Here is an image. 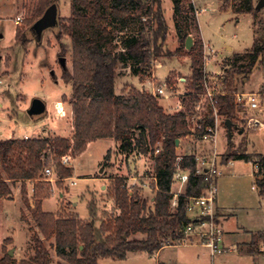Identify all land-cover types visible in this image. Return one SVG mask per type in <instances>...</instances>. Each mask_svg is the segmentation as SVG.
Masks as SVG:
<instances>
[{"label":"trees","instance_id":"obj_1","mask_svg":"<svg viewBox=\"0 0 264 264\" xmlns=\"http://www.w3.org/2000/svg\"><path fill=\"white\" fill-rule=\"evenodd\" d=\"M188 1L173 0L177 15L194 12V6L184 8ZM51 3L56 4L42 1L33 10L29 24L38 21L46 5ZM235 4H240V9L234 10ZM224 6L238 14L257 16L254 0H224ZM132 20L138 26L136 31L120 43L116 42V31L111 24L122 27V31ZM57 27L60 36H67L71 41L73 67L72 71L64 68L63 77L72 85L74 135L72 139L0 140V198L11 194L10 182L42 179L50 160L49 153L57 166L58 176L71 178L73 168L63 166L62 158L67 155L76 158L88 149L90 143L100 139H113L120 154L135 151L138 155L151 154L154 157L156 197L154 208L150 209L147 201L136 191L127 189L126 178L118 177L111 194L120 213L110 215L104 212L100 220L92 203L89 208L91 218L85 222L77 214L44 212L42 201L49 198L51 192L40 180L35 187L36 205L33 209L28 207L43 238L33 236L34 255L20 264H53L44 243L53 239L57 256L67 264H98L103 258L124 260L130 253L153 255L163 247L171 246L169 240L181 242L182 230L191 221L188 202L203 193L205 182L195 174V156L185 155L180 165L190 171V179L185 192L178 198L177 209L171 210L176 141L186 137L199 140L208 134L215 128V109L224 122L237 118L236 76L249 78L258 62L264 59V43L255 41L245 55H234L230 69L222 79L225 93L210 99L205 97L208 77L203 41L197 39L186 51L187 36L182 34L183 28L178 27V37L183 46L174 54L167 53L165 43L169 28L161 0H71V16L60 24L58 21ZM196 28L199 31L198 25ZM23 35L24 31L17 29L18 43H26ZM169 55L191 60V77L188 92L182 97V110L166 112L158 96L136 88L127 95L116 94L120 67H129L134 76L143 79L150 75L153 62ZM198 107L202 110L198 111ZM108 157L109 153L105 159ZM224 160H244L256 165V184L264 195L263 154L229 151ZM22 192L27 201L25 189ZM140 234L143 238H132ZM253 236L264 240V231ZM0 264H13V260L6 256Z\"/></svg>","mask_w":264,"mask_h":264},{"label":"rangeland","instance_id":"obj_2","mask_svg":"<svg viewBox=\"0 0 264 264\" xmlns=\"http://www.w3.org/2000/svg\"><path fill=\"white\" fill-rule=\"evenodd\" d=\"M42 1H48V3L53 1L57 4L59 24L71 16V0H0V140L23 139L32 137L34 134L38 137L54 136L56 135L54 131L66 136V126L61 124L58 128L56 121L63 120L67 123L66 125H71L69 111L72 109V85L65 81L64 68L60 63V58H65V68L72 71L71 41L67 36H60L58 27L46 30L40 41L36 39L31 31L36 21L31 24L29 21L33 10ZM161 1L169 28L165 51L174 54L178 48L183 46L178 37V27L183 28L182 34L187 36V39L191 38L192 45L197 39H201L204 44L205 71L208 72L216 90L225 92L226 87L222 79L226 76V71L230 69L234 55L236 53L245 55L251 50L255 41L260 44L264 43V7L258 9L259 0L254 1L257 11L255 18L252 14H238L226 8L224 0H189L183 6L186 9L194 6V12L177 15L173 0ZM52 4L46 5L43 14ZM234 7V10H238L240 4H235ZM18 18L21 21H17ZM134 21L129 22L122 31H120L122 27L111 24L112 29L116 31V42L120 43L126 36L136 31L138 26ZM197 25L199 31L196 28ZM17 29L24 31L23 36L26 43L16 41ZM203 39L211 49L210 51L206 50ZM184 48L186 51L190 50L186 44ZM149 73V76L140 79L148 84L149 91L144 88L145 92L155 93L158 88H163L165 93L159 96V103L166 112L173 113L182 110L180 107L182 97L186 94L185 92H188V80L191 77L190 58L174 55L161 57L153 62ZM133 77L139 76H134L129 67H120L116 81V93L128 94L130 86L134 87V84H138ZM182 79L186 80L182 81ZM235 85L239 93H264V59L258 62L248 79L244 78V75L236 76ZM35 99H40L46 104L47 110L43 115L31 116L29 114ZM56 106L62 108L59 112L65 116L64 118L58 117ZM238 109L237 118L233 120L236 128L232 130L231 135L223 132V118H220L216 144L209 145L210 143H204L193 137L182 138L177 148V157L187 154L211 155L212 149L215 148L219 152V160L222 164L220 168L223 174L218 183L216 219L227 231L245 228L263 232L264 198L255 186L252 163L238 160L225 165L228 162L224 160V156L229 151L236 154L264 155V128L260 129L250 125L251 118L264 123V109L259 112L251 111L246 107ZM201 110L198 109V111ZM107 153L109 157L103 160ZM48 156L50 160L46 168L51 169L53 174L47 176L43 171L42 179H40L45 182V189L51 192L49 198H46L48 200L44 202V208L48 212L44 211L42 205V210L46 213L77 214L87 222L91 218L89 208L93 203L100 220L104 212L118 215L120 211L111 194L113 183L118 177L126 178L127 189L136 191L143 200L147 201L150 209L154 208L155 162L151 154L141 156L135 151L119 154L117 143H110L107 140L99 141L93 144L76 163L74 162L76 158L70 155L68 163H63L62 160L63 166L73 168V176L67 179L58 176L53 156L50 153ZM101 176L106 177L107 180L95 179ZM40 180L34 181V186L31 183L17 184L19 191L26 190V200L31 201L32 209L37 202L35 187ZM179 189L180 184L175 181L172 186L173 195L177 194ZM185 189L186 187L182 189V193ZM218 200L226 208L221 211L223 213L219 210ZM72 203H76L77 207H74ZM220 214L230 219L225 227ZM24 218L32 225L30 229L36 232L35 235L43 238L31 212L24 210ZM10 234L14 239V244L19 249L21 248L20 250L13 245L11 237L8 236ZM241 234L245 236L244 238H250L247 237V230H243ZM132 238L141 239L143 235H136ZM251 239L252 244L249 245L248 241L235 246L225 244L232 250L223 254L226 256L217 255L214 258L211 256L213 263L211 258L205 256L201 259V263L191 260L189 262V255L192 256L199 251L195 247L203 246H182L180 242L169 240L171 246L175 247L166 248L160 258L147 253H130L124 260L103 258L98 261V264H157L159 260H168L175 264H264V240L253 235ZM28 240L29 235L22 228L20 208L17 203L1 201L0 261L9 256L13 264H20L21 261L32 258L34 252ZM49 242L44 241L53 264H58L59 259L53 248H49ZM251 248L254 255L233 256L241 253L248 254ZM204 249L209 252L207 248L204 247ZM10 252L13 253L12 256Z\"/></svg>","mask_w":264,"mask_h":264},{"label":"built area","instance_id":"obj_3","mask_svg":"<svg viewBox=\"0 0 264 264\" xmlns=\"http://www.w3.org/2000/svg\"><path fill=\"white\" fill-rule=\"evenodd\" d=\"M17 21H21L18 18ZM207 74V73H206ZM208 83L205 84V97L213 99L214 96L218 94H224L225 92H220L216 90V86L211 82L210 76L207 74ZM165 90L163 88H158L153 94L154 96L164 95ZM236 104L238 107H246L251 111H260L264 109V93H235ZM181 109L182 106H180ZM200 109V107H198ZM58 113L60 114L59 110ZM215 128L210 129L209 133L201 137L199 140L204 143L216 144L218 132L220 128V117L218 111L215 109ZM250 125L256 128H264V123L258 119H250ZM159 153V149L156 154ZM196 161V176L203 178L205 182V187L203 193L200 196L193 197L189 200L187 205V210L190 216V223H188L182 230L183 239L180 244L182 246H193L200 245L207 248L212 257L217 255H223L228 253L230 248L225 245V230L220 225L216 219L217 211V199L219 194V179L222 177V172L220 166L221 161L219 152L215 148L212 149L211 155H195ZM185 156V155H184ZM184 156L177 157L175 164V174L173 179L174 182L177 181L180 184V189L177 194L173 195L171 200V210L175 211L178 207V198L182 195V189L187 187L190 179V171L183 169L181 167V162ZM70 156H64L62 158L63 163H68ZM232 161H228L231 163ZM44 174L51 176L53 174L52 170L46 168ZM173 194V192H172ZM184 244V245H183Z\"/></svg>","mask_w":264,"mask_h":264},{"label":"crops","instance_id":"obj_4","mask_svg":"<svg viewBox=\"0 0 264 264\" xmlns=\"http://www.w3.org/2000/svg\"><path fill=\"white\" fill-rule=\"evenodd\" d=\"M255 1V0H254ZM260 1V0H259ZM44 35V34H43ZM202 35V34H201ZM203 38V37H202ZM204 40V39H203ZM187 41V40H186ZM204 43H205V45H206V50L208 51V49H209V51L211 50L210 48H209V46H208V44L205 42V40H204ZM236 54H238V53H236ZM215 57V56H214ZM162 65V64H161ZM160 65V66H161ZM157 67L159 68V65H157ZM157 68V69H158ZM206 73L208 74V72L206 71ZM118 79V78H117ZM133 80H136V81H138V84L136 85V84H134V87L133 86H130V90L132 89V88H136L137 90H140V91H145V90H148V84H146V83H143L141 80H140V78L139 77H133ZM186 79H182V81H185ZM150 83V82H149ZM133 84V83H132ZM150 86H151V84H149ZM144 88H145V90H144ZM149 91V90H148ZM150 93L151 94H154L153 92H151L150 91ZM185 93H187V92H185ZM184 93V94H185ZM117 94V93H116ZM183 94V95H184ZM117 95H127V93L125 94V93H121V94H117ZM72 104V103H71ZM162 106V105H161ZM181 106V105H180ZM163 107V106H162ZM56 108H57V113H58V110H59V108H58V106H56ZM47 110V109H46ZM69 113H70V118H71V125L70 124H68V125H66L67 123L66 122H63V120L62 121H60V120H58V121H56V123H57V126H58V128H59V125H61L62 124V126H66V128H65V131H66V136H62V135H59L58 133V131H57V133L54 131V134H56V135H52V136H47V137H38L37 135L35 136V134L34 135H32V137H28V138H23V139H42V138H55V137H61V138H67V139H72L73 138V135H74V128H73V112H72V109L69 111ZM58 117L59 118H64L65 116H63V114H59L58 113ZM227 122V121H226ZM226 122H224V121H222V125H223V132L225 131V132H227V134H230L231 135V133H232V130L233 129H235L236 128V125H235V123H233V121H230V127H228L227 125H226ZM8 140V139H7ZM17 140H20V139H17ZM110 141V143H112V142H114V143H116L113 139H100V140H98V141H96V142H99V141ZM96 142H92V143H90L89 145H88V149L90 148V147H92L93 146V144H95ZM181 144V140H179V145ZM178 145V146H179ZM87 149V150H88ZM87 150L83 153V154H85L86 152H87ZM109 150V149H108ZM82 154V155H83ZM108 154V153H107ZM120 154V153H119ZM82 155H80V156H78V157H76V159H75V163H76V161L77 160H79V158L82 156ZM142 156V155H141ZM106 157V156H105ZM105 157H104V159L103 160H105ZM230 161H232V162H234V161H238V160H230ZM239 161H244V160H239ZM246 162V161H245ZM249 163H252V162H249ZM227 164H230V163H226L225 165H227ZM252 165H253V167H254V180H255V186H256V188H257V190L259 191V193H260V189L258 188V186H257V184H256V180H257V172H258V169H257V167H256V165H254L253 163H252ZM73 166H75V164L73 165ZM256 169V170H255ZM74 170H75V168H74ZM222 177H223V175H222ZM95 179H99L100 181H105V180H107L106 179V177H103V176H101V177H99V178H97V177H95ZM155 179V178H154ZM25 183H31L33 186L35 185L34 184V181H32V180H26V181H23V180H17V181H14V182H10V185H11V194L8 196V197H4V198H0V202L1 201H11V202H16L17 203V205L19 206V208H20V221H21V224H22V228H23V230L29 235V240L28 241H30V247H31V249H32V251L34 252V250H33V236L36 234V232L34 231V230H31L30 228H32V225L29 223V221H27V219H25L24 218V210H26V211H28V212H30V209H29V207H28V205H29V202H30V208H32V203H31V201H29L28 202V200L27 201H25L24 200V198H23V196H24V194H23V192L22 191H19L18 190V187H17V184H25ZM19 191V192H18ZM25 193H26V190H25ZM260 195H261V193H260ZM62 196V195H61ZM263 198H264V195H261ZM48 199H45V200H43L42 201V205H43V208H44V202L45 201H47ZM152 200H154V198H152ZM73 204V206L74 207H77V204L76 203H72ZM218 207H219V210H220V212L221 211H223V209L225 210L226 208H224V206L222 205V203H221V201H219L218 200ZM44 211H46L45 210V208H44ZM46 212H48V211H46ZM57 212V211H56ZM55 212V213H56ZM221 213H223V212H221ZM30 214V213H29ZM221 215V214H220ZM80 217V216H79ZM80 219H82V218H80ZM221 219H222V223H223V225H224V227H225V225L227 224V223H229L230 222V219H228V217H226V216H224V214H222L221 215ZM32 220V219H31ZM83 221H85L84 219H82ZM26 226L28 227V228H26ZM29 229V230H28ZM225 230V244L227 245V246H235V245H239L240 243H244V242H246V241H248V245L249 244H252V239H251V236L254 234V233H257V232H260V231H251V230H248V229H245V228H237V230H233V231H227L226 229H224ZM243 230H247L248 231V236L247 237H250V238H244L245 236L243 235V234H241V232L243 231ZM31 234V235H30ZM8 236H10L11 237V239H12V242H13V245L16 247V249L17 250H20L15 244H14V239H13V237H12V235L10 234V235H8ZM7 236V237H8ZM6 238V237H5ZM2 242V241H1ZM0 242V243H1ZM50 244H49V248L50 247H52L53 248V250H54V252L56 253V250H55V248L53 247V246H50L51 244L53 245L54 243H55V240L53 241H50L49 242ZM171 247H175V246H166V247H163L162 249H160L159 251H157V252H155L153 255H151V256H156V258H160V256L162 255V252L166 249V248H171ZM177 247H181V246H177ZM195 248H197V249H199V251H196L195 252V254H193L192 256H190L189 255V262H191V261H196V262H198V263H201V259L205 256V257H208L209 259L211 258V260L214 258H212L211 257V255L209 254V252L207 251V250H205L204 249V247H195ZM200 249H203V251L201 250L200 251ZM253 252V253H252ZM10 253H12V252H10ZM12 255H13V253H12ZM12 255H10V256H12ZM248 255H254V251L252 250V248L250 249V250H248V254L247 253H241V254H239V255H233V256H236V257H247ZM222 256H226V255H222ZM56 257L59 259L58 261V263H66L65 261H63V260H61L58 256H57V254H56ZM191 260V261H190ZM176 261V260H175ZM212 263H213V260H212ZM157 264H175V263H173V262H170V261H168V260H163V261H161V260H159L158 261V263Z\"/></svg>","mask_w":264,"mask_h":264},{"label":"water","instance_id":"obj_5","mask_svg":"<svg viewBox=\"0 0 264 264\" xmlns=\"http://www.w3.org/2000/svg\"><path fill=\"white\" fill-rule=\"evenodd\" d=\"M264 7V0H260L257 8L261 9ZM58 17H59V9L57 4H52L43 14V16L35 22V24L31 27L32 33L35 35L36 39L40 41L43 37V34L48 29H54L58 26ZM186 47L191 48L192 47V40L191 38H188L186 41ZM60 63L63 68L66 66V59L60 58ZM46 104L40 100L35 99L30 107L29 114L31 116H39L43 115L46 112ZM226 125L230 127V121L228 120L226 122ZM176 144L179 145V140L176 141ZM83 247L81 246L80 249ZM12 255V253H10Z\"/></svg>","mask_w":264,"mask_h":264},{"label":"bare ground","instance_id":"obj_6","mask_svg":"<svg viewBox=\"0 0 264 264\" xmlns=\"http://www.w3.org/2000/svg\"><path fill=\"white\" fill-rule=\"evenodd\" d=\"M59 106V105H58ZM61 107H59V109H60ZM57 109V108H56ZM62 109V108H61Z\"/></svg>","mask_w":264,"mask_h":264}]
</instances>
